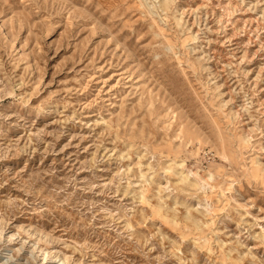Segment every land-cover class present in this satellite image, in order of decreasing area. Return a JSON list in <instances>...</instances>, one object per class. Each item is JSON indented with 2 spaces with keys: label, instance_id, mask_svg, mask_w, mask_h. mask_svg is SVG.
Listing matches in <instances>:
<instances>
[{
  "label": "rangeland",
  "instance_id": "obj_1",
  "mask_svg": "<svg viewBox=\"0 0 264 264\" xmlns=\"http://www.w3.org/2000/svg\"><path fill=\"white\" fill-rule=\"evenodd\" d=\"M0 264H264V0H0Z\"/></svg>",
  "mask_w": 264,
  "mask_h": 264
}]
</instances>
